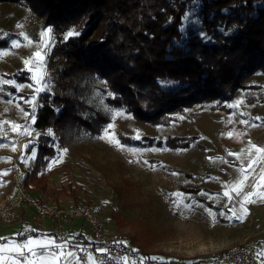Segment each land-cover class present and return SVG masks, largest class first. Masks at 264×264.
Here are the masks:
<instances>
[{
    "label": "rangeland",
    "instance_id": "obj_1",
    "mask_svg": "<svg viewBox=\"0 0 264 264\" xmlns=\"http://www.w3.org/2000/svg\"><path fill=\"white\" fill-rule=\"evenodd\" d=\"M199 4L196 0L195 7ZM194 11L188 12L185 25L201 23ZM30 14L29 4L0 3V202L16 193L15 165L23 179L34 164L38 148L28 149L39 135L34 127V110L40 93L50 87L47 60L56 42L55 33L52 27L41 26L40 37H31L26 27ZM49 29L45 38L42 34ZM14 41L19 42L18 47H13ZM45 44L47 47H43ZM36 51H41L43 61L35 59ZM26 60L33 62L26 64ZM23 71H27L30 82L13 76ZM41 74V83L37 84L33 76ZM245 83L257 88L236 90L226 102L230 112L213 108L211 103H196L188 107L187 115L165 125L138 119L125 108L110 105L101 91L104 81L95 82L86 96L93 111L85 116L95 122L100 111L109 120L95 132L83 125L71 128L64 147L54 141L57 154L45 167L49 187L65 186L70 181L80 184V199L96 207L108 231L121 232L142 248L147 260L144 264L211 261L231 246L264 238V200L253 196L254 203H243L244 195L257 191L256 185L264 175V153L253 148H264V72L256 70L245 77ZM37 88L42 90L37 92ZM13 125L19 126L18 130H13ZM118 130L140 143L122 140ZM149 135L154 142L144 137ZM169 135L196 138L188 147L174 148L165 142ZM6 146L17 152L15 161L7 166L2 165L7 160ZM174 167L187 169L199 178ZM5 172L7 175H3ZM241 180L243 189L237 195L231 189ZM259 191L264 192V186ZM32 193L41 200L56 201L52 194ZM69 199L73 198L61 195L58 202ZM116 210L120 211L119 229L112 216ZM25 212L26 217L17 215L11 223L0 222V245L23 244L29 239L55 243L33 246L36 257L27 251L23 256L0 252L5 258L0 264H13L14 259L20 264H26V260L68 264V249L55 247L62 242L53 233H42L51 226L49 218L39 217L29 205ZM233 212L243 214V220L236 219ZM32 230L38 233L24 235ZM61 251L65 255H59ZM93 262L98 264L91 257L90 264Z\"/></svg>",
    "mask_w": 264,
    "mask_h": 264
},
{
    "label": "trees",
    "instance_id": "obj_2",
    "mask_svg": "<svg viewBox=\"0 0 264 264\" xmlns=\"http://www.w3.org/2000/svg\"><path fill=\"white\" fill-rule=\"evenodd\" d=\"M4 1L29 4L32 14L26 27L31 37H40L41 26L52 27L56 37L47 60L50 87L40 93L34 110L39 135L28 148L37 146L38 152L23 177L30 192L52 194L56 201L49 203H58L65 194L81 200L77 193L81 185L74 181L49 187L45 167L57 154L54 141L64 147L71 128L83 125L95 132L109 120L100 111L95 122L85 116L93 111L86 96L95 82L104 81L101 91L110 105L123 107L138 119L169 125L196 103L230 112L226 102L236 90L257 88L245 83V77L256 70L264 72V0H200L198 7L196 0L0 3ZM191 9L201 18L200 24L185 25ZM69 31L79 35L69 37ZM26 74L13 76L30 82ZM118 134L126 142L140 143L122 130ZM144 137L154 142L153 136ZM167 137L166 144L174 148L188 147L196 138ZM174 169L199 178L187 169ZM119 213L112 214L118 229L122 228ZM19 214L26 213L23 209ZM46 232L52 233L42 230ZM33 233L38 232L24 235Z\"/></svg>",
    "mask_w": 264,
    "mask_h": 264
},
{
    "label": "built area",
    "instance_id": "obj_3",
    "mask_svg": "<svg viewBox=\"0 0 264 264\" xmlns=\"http://www.w3.org/2000/svg\"><path fill=\"white\" fill-rule=\"evenodd\" d=\"M15 195L0 202V222H13L23 204L35 208L38 216L53 220L52 233L68 252V264H144L145 254L133 239L121 232L108 231L93 204L69 199L65 202H44L28 190L15 165ZM80 220V226L72 222ZM104 249L106 251H100ZM264 238H252L224 250L211 261L195 264H264Z\"/></svg>",
    "mask_w": 264,
    "mask_h": 264
},
{
    "label": "snow or ice",
    "instance_id": "obj_4",
    "mask_svg": "<svg viewBox=\"0 0 264 264\" xmlns=\"http://www.w3.org/2000/svg\"><path fill=\"white\" fill-rule=\"evenodd\" d=\"M185 19H187V17H185ZM50 31H51V29H49L48 31L44 32L42 35L45 38H48ZM67 35L70 37V36H73V35H79V33L73 32V31H69ZM25 38L27 39V37H25ZM30 43H31V41H30ZM18 46H19V42L18 41H14L13 42V47H18ZM43 47H47V44H45ZM34 56H35V59L39 60V61H43V59H44L41 51H36L34 53ZM32 62L33 61H31V60H26L25 61L26 64H31ZM33 79L36 80L37 84L41 83L42 74L39 77L34 75ZM36 90H37V92H39L42 89L41 88H37ZM117 115H121V113H117ZM109 127H111V125ZM18 128H19V126L13 125V130H18ZM106 135H107V133H106ZM229 135H232V134L229 133ZM113 142L116 143L117 145H119V143H120L119 140H115V139L113 140ZM253 148H255V151L257 153H264V148H257L254 145H253ZM64 151H67V150L65 149ZM56 162H58V161H54L53 163H56ZM251 163L255 164L256 160H253ZM3 175H7V172L3 173ZM244 179L246 180L247 176H245ZM260 181H261V183H258L256 185L257 191L250 192V193H247V194L244 195L243 203H254L255 201L252 200L253 196H256L259 199L264 200V192H260L259 191V188L264 186V175H262L260 177ZM243 185H244V180H241L237 185L232 187L231 191L235 192L237 195H239L240 192L243 189ZM225 195L226 196H230V192L226 191ZM243 212L246 213L247 209L244 208ZM233 216L236 219H238V220H243V218H244L243 214L237 215L235 212H233ZM54 243L55 242L51 241V240L38 241V240L29 239L28 241H26L23 244H16V243L13 242L10 245L9 244L0 245V252H15L17 254V256H23L24 252L27 251L28 253L31 254L32 257H36L37 254H36L35 251H33V246L47 247L48 245H51V244H54ZM55 247L58 248V249H63V245H60V244H56ZM100 251H106V250L101 249ZM59 255L63 256V255H65V253L63 251H61L59 253ZM67 255L68 256H74V253L67 252ZM260 255H264V252H262ZM4 259H5L4 257H0V262H2ZM40 259L44 260V257L41 256ZM152 259H156V258L153 257ZM13 264H20V261L18 259H14L13 260ZM26 264H35V260H26ZM93 264H94V262H93ZM124 264H128V261L126 259L124 261ZM133 264H135V262H133Z\"/></svg>",
    "mask_w": 264,
    "mask_h": 264
},
{
    "label": "crops",
    "instance_id": "obj_5",
    "mask_svg": "<svg viewBox=\"0 0 264 264\" xmlns=\"http://www.w3.org/2000/svg\"><path fill=\"white\" fill-rule=\"evenodd\" d=\"M5 151H6V157H7V160L5 161V162H3V164L2 165H5V166H7V165H11V163H13L14 161H15V158L17 157V152L14 150V149H12L11 147H9V146H6L5 148ZM8 155V156H7ZM24 209V213H26L25 212V207L24 206H21L20 207V209H19V213L22 211ZM20 215V214H19ZM26 214H24V216H25ZM19 217H22V215H20ZM26 217V216H25ZM50 222H51V224L50 223H48V226L49 225H51L52 226V221L50 220ZM80 222H76V223H74V225H79L80 226ZM47 224L46 223H42V226L44 227V228H46L47 226H46ZM51 226H49L48 228H49V231H51L52 230V227Z\"/></svg>",
    "mask_w": 264,
    "mask_h": 264
}]
</instances>
